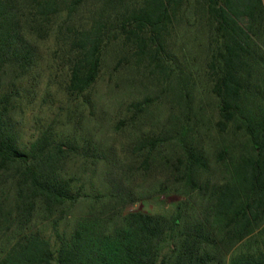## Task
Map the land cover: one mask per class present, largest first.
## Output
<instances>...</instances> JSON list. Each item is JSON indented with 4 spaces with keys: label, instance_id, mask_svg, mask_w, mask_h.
Here are the masks:
<instances>
[{
    "label": "trees",
    "instance_id": "1",
    "mask_svg": "<svg viewBox=\"0 0 264 264\" xmlns=\"http://www.w3.org/2000/svg\"><path fill=\"white\" fill-rule=\"evenodd\" d=\"M104 73L140 90L121 123L167 164L170 212L125 211L104 141L26 125ZM0 264H264V0H0Z\"/></svg>",
    "mask_w": 264,
    "mask_h": 264
},
{
    "label": "rangeland",
    "instance_id": "2",
    "mask_svg": "<svg viewBox=\"0 0 264 264\" xmlns=\"http://www.w3.org/2000/svg\"><path fill=\"white\" fill-rule=\"evenodd\" d=\"M52 89L56 90L55 84ZM139 91L134 87L122 88L120 81L110 77L109 73H104L91 89L88 103L83 99H72L65 97V94L55 93L48 108L43 106L42 109L39 104L35 107L31 104L25 106L26 125L30 128L31 121H35L38 114H43V117L50 115V120L54 123H61L60 120L68 122L69 125L65 127L64 133H71L72 136L75 134L81 142L88 137L104 141L113 147L111 150L114 158L123 161L124 168H121L120 162L117 164L121 168L119 172L126 174L132 190L136 192L135 199L126 204L125 211L140 209L150 212H170L182 195L173 189L174 179L165 167L167 164L160 165L153 162L149 167L142 165V158L136 156L132 149L137 132L129 124L121 123V119L124 120L127 103L136 98L140 94ZM159 110L162 113L156 110L154 114L163 117L166 107L161 106ZM148 124H151L150 120L144 125ZM173 147L175 148L173 145L165 146V153L161 156L166 159L171 158L176 151ZM102 172L103 168L98 167L93 173V180L97 186L101 181ZM86 208L87 202H80L75 207V213L80 214Z\"/></svg>",
    "mask_w": 264,
    "mask_h": 264
}]
</instances>
